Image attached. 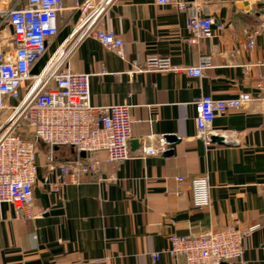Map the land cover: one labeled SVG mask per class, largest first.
<instances>
[{"label":"crops","instance_id":"0c3cea01","mask_svg":"<svg viewBox=\"0 0 264 264\" xmlns=\"http://www.w3.org/2000/svg\"><path fill=\"white\" fill-rule=\"evenodd\" d=\"M201 1L205 15L224 25L211 38L192 43L186 13L172 4L114 0L98 26L122 37L127 55L121 58L91 36L76 43L65 65L91 74L92 103L131 106V157L112 162L106 151H98L96 173L69 177L55 193L49 187L50 166L85 160L86 154L69 146L49 148L46 157L51 154L54 164L40 156L34 217L17 216L11 204H0V264H100L103 259L107 264H186L166 252L172 234L196 235L234 222L243 230L258 227L247 236L243 262L227 264H264V104L254 100L217 116L209 137L222 136L227 143L200 138L195 120V102L205 94H264V87L257 88L260 72L264 83V4ZM79 18L75 0H65L60 22L74 26ZM247 28L258 32L253 49ZM62 39H52L50 53ZM150 55L170 57L179 70L133 72V62L143 63ZM203 56L210 57L203 76L188 75L185 68L197 66ZM41 60L33 74L46 63ZM167 136L178 140L169 142ZM148 146L158 153L144 154ZM201 175L208 176L211 203L197 208L191 179Z\"/></svg>","mask_w":264,"mask_h":264},{"label":"built area","instance_id":"2783aa9c","mask_svg":"<svg viewBox=\"0 0 264 264\" xmlns=\"http://www.w3.org/2000/svg\"><path fill=\"white\" fill-rule=\"evenodd\" d=\"M114 0H75L80 18L72 36L76 43L91 36L104 47L124 58L127 46L119 35L98 26L99 18ZM172 4L185 12L190 41L211 38L224 25L205 15L201 0H154ZM264 4V0H251ZM65 0H0V204L9 203L17 216L33 218L34 184L39 162L38 144L50 149L69 146L86 154L85 160L54 164L51 154L46 160L54 172L50 190L59 193L68 178L79 174H93L98 170L94 154L104 150L108 160L121 162L131 157L129 141L132 136L131 106L125 103L95 105L91 101L89 73L73 72L65 65L71 50L56 63L53 58L58 47L38 74L32 68L39 62L60 31V17ZM248 47L257 45V30L244 31ZM73 46V47H74ZM264 64V63H263ZM210 65V57L203 56L197 66L185 68L192 77L203 76ZM133 72L178 71L168 56L150 55L142 63L133 62ZM257 88L264 87L263 74ZM257 100L264 104V94L240 93L232 98H214L209 94L195 102L198 135L210 143V131L217 116L230 109L241 108ZM144 154L158 150L145 147ZM183 180V178H178ZM193 206L204 208L211 203L208 176L191 179ZM257 224L243 230L238 222L221 229H210L196 235L172 234L166 252L183 257L186 264H224L243 262L247 236ZM157 258L159 254H152ZM98 263L107 264L106 259Z\"/></svg>","mask_w":264,"mask_h":264},{"label":"rangeland","instance_id":"374dc122","mask_svg":"<svg viewBox=\"0 0 264 264\" xmlns=\"http://www.w3.org/2000/svg\"><path fill=\"white\" fill-rule=\"evenodd\" d=\"M72 24L73 22L69 24L60 22V31L57 34V36L59 35L63 36V39L57 44V48L60 47L65 52L71 50V48H73L76 42V35L72 36L74 28L76 27V23L74 26H72ZM52 54L53 52L50 53V51L48 50V52L44 55L41 62L44 63L45 61H48V59L52 56ZM48 149H49V146H47L46 144H43V143L38 144V162L39 163H40V156H43V158L46 159V153Z\"/></svg>","mask_w":264,"mask_h":264},{"label":"water","instance_id":"95a60500","mask_svg":"<svg viewBox=\"0 0 264 264\" xmlns=\"http://www.w3.org/2000/svg\"><path fill=\"white\" fill-rule=\"evenodd\" d=\"M263 26H264V23H263ZM210 139L212 141H216V142H219V143H227L226 140L222 136H211ZM177 140L178 139L175 136H167V141H169V142L174 143V142H177ZM165 153L169 154V153H172V151H167ZM81 154L85 155L84 152H82ZM224 264H227V263H224Z\"/></svg>","mask_w":264,"mask_h":264},{"label":"bare ground","instance_id":"6f19581e","mask_svg":"<svg viewBox=\"0 0 264 264\" xmlns=\"http://www.w3.org/2000/svg\"><path fill=\"white\" fill-rule=\"evenodd\" d=\"M65 55V51L62 52V54L55 60L54 63H56L58 60H61Z\"/></svg>","mask_w":264,"mask_h":264}]
</instances>
